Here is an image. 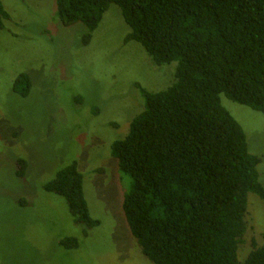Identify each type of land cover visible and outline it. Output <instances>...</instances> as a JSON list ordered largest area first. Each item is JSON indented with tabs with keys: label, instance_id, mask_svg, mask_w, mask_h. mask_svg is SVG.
I'll use <instances>...</instances> for the list:
<instances>
[{
	"label": "trees",
	"instance_id": "trees-1",
	"mask_svg": "<svg viewBox=\"0 0 264 264\" xmlns=\"http://www.w3.org/2000/svg\"><path fill=\"white\" fill-rule=\"evenodd\" d=\"M63 26L82 24L88 45L105 13L120 8L130 32L159 67L178 63L176 81L152 93L111 152L130 178L123 210L143 255L153 264H264L262 242L240 259L249 194L264 202L259 166L247 135L221 96L264 115V0H56ZM11 16L0 0V30ZM31 74L14 92L28 97ZM1 140V135H0ZM24 161L18 162L22 177ZM43 189L65 199L88 229L92 218L78 163ZM67 249L78 241L67 239Z\"/></svg>",
	"mask_w": 264,
	"mask_h": 264
},
{
	"label": "rangeland",
	"instance_id": "rangeland-1",
	"mask_svg": "<svg viewBox=\"0 0 264 264\" xmlns=\"http://www.w3.org/2000/svg\"><path fill=\"white\" fill-rule=\"evenodd\" d=\"M11 16L0 30V264H153L127 222L130 178L112 155L146 105L140 87L157 93L176 81L178 63L157 66L144 48L125 44L130 32L120 8L105 13L88 45L85 26H63L56 0H1ZM31 74L28 97L14 92ZM261 158L264 115L221 96ZM24 161L22 177L18 162ZM78 163L93 219L88 229L62 197L44 191L58 171ZM243 261L262 242L264 202L249 194ZM77 240L78 247L62 243Z\"/></svg>",
	"mask_w": 264,
	"mask_h": 264
}]
</instances>
